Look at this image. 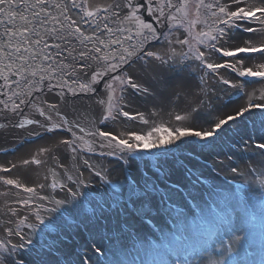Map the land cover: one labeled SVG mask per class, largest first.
Wrapping results in <instances>:
<instances>
[{"label":"snow or ice","instance_id":"6c2138e0","mask_svg":"<svg viewBox=\"0 0 264 264\" xmlns=\"http://www.w3.org/2000/svg\"><path fill=\"white\" fill-rule=\"evenodd\" d=\"M188 5L189 0H112L95 7L88 0H0V87L10 93L0 100V116H20L14 128L42 130L30 131L31 136L52 133L36 155L21 158L19 165L0 164V172L55 162L46 169L47 184L28 186L0 176V184L29 194L11 199L7 191L0 193V264H89L70 254L74 233L85 221L114 241L108 264H245L237 257L240 249L251 247L248 225L255 218L254 206L246 194L222 191L207 180L209 173L225 178L230 173L234 179L243 177L250 190L257 182L264 187V88L258 95L255 89L244 92L246 83H264V39L234 43L237 31L264 36V0H196L195 18ZM73 9L76 18L69 14ZM202 10L207 13L203 18ZM201 24L206 30L198 31L195 47L188 38L173 37L175 29L187 25L191 34ZM153 40L166 46L154 48ZM251 54L260 62L248 63ZM183 61L198 62L195 90L190 81L171 75ZM222 69L235 78H226ZM209 78L220 87H208ZM101 83L107 99L99 101L103 112L87 132L59 110V101H44L41 107L34 99L45 86L59 88L63 100L67 94H96ZM230 90L241 93L243 102H226ZM140 99L151 100V106L133 108ZM25 108L35 109L43 122L26 118ZM255 110L260 142H250L249 135L239 143L260 158L243 168L230 166L234 157L223 152L225 138L238 121L250 118L255 129ZM121 118L144 127L106 128L105 122ZM60 130L69 135L58 136ZM85 135L91 139L85 141ZM81 142L87 152L99 149L100 157H114L122 180L114 182L110 168L89 159H79L74 170L59 162L61 149L78 160L85 151ZM57 168L62 179H57ZM93 184L108 190L99 199L89 198V215L78 197L85 195L80 189ZM38 189L50 191L41 195ZM260 212L264 216V205ZM37 229L39 242L32 238ZM128 242L137 257L125 260ZM261 243L259 261L248 264H264V233Z\"/></svg>","mask_w":264,"mask_h":264},{"label":"rangeland","instance_id":"374dc122","mask_svg":"<svg viewBox=\"0 0 264 264\" xmlns=\"http://www.w3.org/2000/svg\"><path fill=\"white\" fill-rule=\"evenodd\" d=\"M111 2H112V0H106L104 2H98L97 5H92L91 0H88V6L89 7H95L98 5L111 3ZM173 2L176 3L177 0H173ZM195 2H196V0H189L188 9L190 12V18H195ZM206 2H208V0H206ZM69 14L72 15L73 18L77 17V12L74 9L70 10ZM201 15L203 18V16L207 15V13H204L202 10ZM146 21L147 22H153V21H150L147 19H146ZM186 29H187V25H185L182 28L175 29L173 31V37L177 36L179 39L188 38L190 41V45L195 47L196 46V35H197L198 31L206 30V28L203 24L198 25L196 28H193L191 30V34H189V32L186 31ZM2 31H3V26L0 25V32H2ZM164 31H167V29H164ZM247 39H251V38H247ZM161 43H164V41L163 40L151 41V45L157 49H159L158 46ZM125 46H127V44H125ZM187 47L188 46H185V50H187ZM149 50H152V49L149 48ZM251 55L253 56V58H252V61L250 64H256V63L260 62L258 59H256L255 54H251ZM225 59H229V58H225ZM183 62H185V64L188 65L187 62H189V61H183ZM217 62H220V61L217 60ZM197 63L198 62H195V65ZM39 66H40L39 62H37V64L34 67L36 69H38ZM221 74L225 75L226 78H229V79L235 78V75L232 73H229L227 70L222 69ZM171 75L173 77H176V78L186 79L190 82H191V79L198 80V82H199L200 72L196 67L192 68V69H188V68H184V67H182V68L177 67L176 70L171 73ZM1 81L2 80H0V82ZM1 83L3 84V81ZM52 83H53V85H55L58 83V81L54 80ZM46 84H47V81H46ZM191 84H192V82H191ZM21 86L23 87V84ZM207 86L208 87H215V88L220 87V85L217 84L216 81L212 78L208 79V85ZM262 88H264V83H251V82H249V83L245 84L244 92L245 93L252 92L255 89V90H257V95H258L259 90ZM5 92L8 93L7 88H5ZM59 93H60V89H59V92L57 94L55 92L48 93L47 95H50L52 97V99L54 98L56 100V101L49 102V103H57L59 101V110L64 115H66L68 117V119H69V116H73L74 117L73 120H75L76 122H79L80 126L85 129V132L90 130V129H87L86 127L89 126V124L91 127H93L96 119L103 112L104 106L99 104V101L101 99H104V100L107 99L103 83H101L98 86V90H97L96 94L89 95V96L80 95V96L73 97V96H71V94H67L64 96L63 100H60ZM8 94L10 95V93H8ZM132 98L135 99L134 96ZM237 98H241V93H238L234 90H230L228 92V95L224 97L225 101L230 103V104ZM244 99H246V96L244 97ZM151 103H152L151 100L140 99V100H137L136 103H134L132 107L135 109H138L140 111H144L145 106L150 107ZM44 107H46V105ZM125 110H128V109H125ZM163 119L165 121H167L169 118L165 115V116H163ZM121 120H122V125H123V127H122L123 130L121 132H123L125 130V128L136 129V128L144 127L142 124H140L139 121H128L126 118H121L118 121H121ZM113 122L114 121L105 122L106 127L108 126V124H111ZM0 123L5 125V127H3V129L14 128V127H12V124H14V123L11 120L3 119V116H0ZM96 126H100V125H96ZM258 128H259V116L257 117V126H256V132H257L256 135L259 136L260 134L258 133ZM60 132L64 133L65 135H69V134L63 132L62 130H60ZM5 137L7 138V136H5ZM2 138H3L2 135H0V140ZM27 139H29V138H27ZM90 139H91L90 137H87L85 135V141L90 140ZM225 139H227V138H225ZM226 141H227V145L231 144L230 140H226ZM10 143H11L10 141L8 143L7 142H4L3 144L0 143V150H5L3 148H6L8 146L7 144H10ZM93 146L95 147V145H93ZM81 147L85 148V151L80 153L78 160L79 159H89L93 163H96V164L104 166V167H108L111 169V179L114 182H117L118 180H122L123 177L121 175V165L118 161L115 160L114 157H100L99 156V149H97V151H95V152H87L86 145L84 144V142H81ZM233 147H234V145H233ZM76 165L77 164H73V165L69 166V169L74 170ZM53 166H54L53 164L49 163V164H47L46 169L51 168ZM56 171L58 173H60V175L57 176V179H62V177H63L62 171L59 168H57ZM1 174L2 173L0 172V175ZM69 174H71V173H69ZM46 175H49V173L47 171H45V174L43 175V181H41L39 183H45V184L48 183V181H45V179H44V177ZM207 182L209 184H215V185L219 186V184L215 183L214 179L210 178L207 180ZM0 185H2V184H0ZM2 186H4V185H2ZM4 187H7V186H4ZM219 188H220V186H219ZM12 189L14 190V193H15L14 194V193L10 192V194H11L10 196L12 197V199H15V198L20 197V196L27 197L29 195L27 193H24L21 189H15V188H12ZM107 190H108V186H106V185L101 186V185H95V184H93L90 189H80L81 192L85 193L84 196L78 197V199L84 205V211L87 212L89 215H91L89 210L93 205L90 203L89 198L99 199L100 197L104 196V194ZM48 191H50V189H45V190L38 189V194L44 195V194H47ZM56 191H59V189H57ZM226 191L234 192L232 190H226ZM234 193H236V192H234ZM245 193H246V191H243V192L237 193V194L245 195ZM62 196H63V193H61V197ZM245 199H246V195H245ZM251 205H253L254 207L255 206L257 207V205L254 203ZM0 211H2V209ZM3 219H4V217L2 215H0V223H2ZM161 223H163V222H161ZM86 224H87V221L81 223L74 233L75 238L73 239L72 245L70 246L71 247V253L70 254H71L72 259L74 261L81 260L82 256L87 255L91 260L99 259L100 262L102 260V262H101L102 264H108V260H106L104 255H98L97 253L95 254L90 250V248H92L93 244H95L96 246H102V245L107 243L108 244L107 255L110 258H114L112 256L114 241H110L108 239V237L99 228H92L90 225L86 227L85 226ZM251 224L254 226V228H256V230H261L264 233V219L263 220L262 219L261 220H259V219L255 220L254 219L251 222ZM169 225L171 226L170 222H169ZM143 232L146 233L147 228H145L143 230ZM0 238H2V237H0ZM32 238L34 241H37V242L40 241L39 229H37V235L33 236ZM128 243L132 244L131 242H128ZM133 250L135 251L134 248H127L123 251L127 252L129 255H132L134 253ZM132 251H133V253H132ZM247 251H248V255H249L250 251L249 250H247ZM123 258L126 260L127 255H124Z\"/></svg>","mask_w":264,"mask_h":264},{"label":"bare ground","instance_id":"6f19581e","mask_svg":"<svg viewBox=\"0 0 264 264\" xmlns=\"http://www.w3.org/2000/svg\"><path fill=\"white\" fill-rule=\"evenodd\" d=\"M106 0H91L92 5H97L98 2H104ZM251 2V0H249ZM145 20L147 19V14L144 13ZM253 27H259L258 24L253 23ZM174 38H178L177 36H174ZM247 38H251L256 41H260L261 39H264V36L261 34H257L256 36H253L250 33H243V32H236L235 35V41L234 43H242L244 40ZM165 43L159 44L158 48L165 47ZM177 49L180 48L179 45H174ZM252 61V60H251ZM251 61H248V63H251ZM188 65L185 64V62H182L180 65H177L176 68H188L192 69L195 68V62H187ZM136 67V65H134ZM189 79V78H188ZM192 82V88L193 90L196 89V85L199 84L198 80H193L191 79ZM44 101L53 102L56 101L54 98L50 95H47L44 97ZM241 98L235 99L231 104H239L242 103ZM252 116L257 117L259 116V110H255L252 114ZM27 118L29 119H40L41 122H43L44 118L40 117L39 115H32L28 116ZM73 116H69V119L71 121L73 120ZM124 122V121H123ZM245 124H247V127H245ZM125 125V124H124ZM257 126V124H256ZM123 125H122V120L121 121H114L111 124H108L106 127L107 129H115L119 132H121ZM87 129H91L92 127L87 126ZM32 130L36 131H42L36 126H29L26 125L24 129H18V128H0V135H2V139L0 140V143L4 142H11L10 144H7L8 146L6 148H3L5 150H0V164L7 166L9 163L12 164H18L21 158L28 159L30 158L31 155H36L38 152V149L40 147L46 146V142L48 137L52 135V133H47L43 135V138L38 137V136H31L29 135V132ZM247 133V134H246ZM256 128H253L252 125V119H248L247 121H238L236 125H233L231 130L229 131L227 135V139L225 140H230L231 144L227 145V141L225 145L223 146V152H226L228 155L233 156V160L231 162L230 166H237L239 165L241 168H243L246 164H250L253 159H259V154L256 153L255 157L253 156L252 153L244 152L243 151V145L239 143L241 136L245 140L248 139V136H252V141L250 142H260L259 141V136L256 135ZM58 136L64 137L67 136L64 133L58 131L57 133ZM7 136V138L5 137ZM29 138V139H27ZM234 145V147H233ZM56 155L60 156V163H64L67 168L73 164H78L79 160L74 161L71 158L70 153H66L61 149L60 153H57ZM37 158H40L37 156ZM222 158V157H221ZM55 164L54 161L52 160H47V162L42 165V166H36V165H30V166H19L18 168L12 170L10 173H3L0 176H5L8 178H19L21 182L26 183L28 186H33L34 184H38L39 182L43 181V175L45 174L46 171V166L47 164ZM214 179L215 183L219 184L220 190L226 191V190H232L236 193H241L243 191H246V200L249 201L251 204H256L257 207H254V219L255 220H263L264 216L261 215L260 209L262 205H264V187H262L258 182L253 185V188L255 190H250L248 186L244 183V178L243 177H237L233 178L232 174H228L227 178H225L224 175H221L220 177H214L211 173L208 174V179ZM240 190V191H239ZM7 191L8 196L12 199L10 196V192L14 193V190L12 188L4 187L0 185V193H3ZM15 194V193H14ZM257 200V201H256ZM256 201V202H255ZM2 202H3V197L0 198V210L2 209ZM170 227V225H168ZM249 231H250V243L251 247H246L245 249H240V255L237 257V260H243L245 261V264H248V262L252 261H259L261 257V248H262V243H261V237H262V231L261 230H256L254 226L250 223L248 225ZM102 249L101 253H97L95 249L92 247L90 250L93 253H97L98 255H104L106 260H110L113 258L108 257L107 255V249H108V244H104L102 246H98ZM128 248H134L132 247V244H129ZM135 249V248H134ZM249 250V255L248 251ZM134 251V250H133ZM132 251V253H133ZM245 252V253H244ZM137 257V252L136 250L132 255H127L126 260H130L133 258ZM147 257H142L145 261L148 260ZM81 260H88L89 264H102V260L100 262L99 259H94L91 260L87 255L82 256ZM137 264H139V260L137 261Z\"/></svg>","mask_w":264,"mask_h":264},{"label":"flooded vegetation","instance_id":"af4514ba","mask_svg":"<svg viewBox=\"0 0 264 264\" xmlns=\"http://www.w3.org/2000/svg\"><path fill=\"white\" fill-rule=\"evenodd\" d=\"M147 14V13H146ZM148 18L151 19V17H149L147 15ZM2 82V81H1ZM0 82V85H2V83ZM50 92H55L56 94L59 92V88L57 87H53L51 90H49L47 88V86L44 87V89L38 93H35L34 95V99L36 101L37 104H39L41 107H44L45 104L44 102V97L47 96L48 93ZM5 88L0 87V100H5L6 96H5ZM2 107V106H0ZM39 115L38 112L35 111V109L32 108H25L23 111V115L27 118L28 116H32V115ZM3 119L5 120H11L13 123H18L20 120V116H14L11 113H8L6 115H3Z\"/></svg>","mask_w":264,"mask_h":264},{"label":"water","instance_id":"95a60500","mask_svg":"<svg viewBox=\"0 0 264 264\" xmlns=\"http://www.w3.org/2000/svg\"><path fill=\"white\" fill-rule=\"evenodd\" d=\"M147 18V20H150V21H152V19H150V18H148V17H146Z\"/></svg>","mask_w":264,"mask_h":264}]
</instances>
